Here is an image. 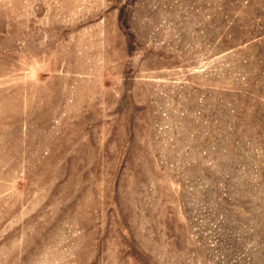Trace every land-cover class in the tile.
I'll list each match as a JSON object with an SVG mask.
<instances>
[{"label":"rangeland","instance_id":"1","mask_svg":"<svg viewBox=\"0 0 264 264\" xmlns=\"http://www.w3.org/2000/svg\"><path fill=\"white\" fill-rule=\"evenodd\" d=\"M0 264H264V0H0Z\"/></svg>","mask_w":264,"mask_h":264}]
</instances>
